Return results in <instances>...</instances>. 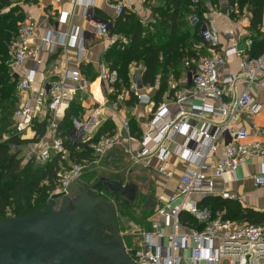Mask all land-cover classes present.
I'll list each match as a JSON object with an SVG mask.
<instances>
[{"label":"built area","instance_id":"1","mask_svg":"<svg viewBox=\"0 0 264 264\" xmlns=\"http://www.w3.org/2000/svg\"><path fill=\"white\" fill-rule=\"evenodd\" d=\"M106 1L114 16L97 21L90 15L93 33L103 38L115 35L122 46H127L129 38L113 34L112 31L116 20L128 10L129 2ZM87 2L88 7L94 5V0ZM139 2L144 5L148 0ZM200 5L207 9L204 19L195 13L190 18V23L199 27L206 45V55L198 63H193L196 68L190 72L191 86L173 97L179 107L176 113L169 110L166 102L153 109L148 129L140 142V150L136 155L131 150L128 151L137 161L156 155L162 164L159 172L166 178L173 175L164 166L173 154L195 166L194 170L187 171L181 177L176 192L164 200L155 218L151 219L149 228L137 234L139 238L136 246L128 250L129 256L133 254L130 257L136 264H264V224L250 226L225 220L221 214L214 215L210 208L202 207L201 201L195 199V196L203 200L214 195L216 179L223 178L227 173L236 174L248 160L264 154L263 142H249L251 135L264 136V129L257 127L254 122L263 106L253 102L250 95L251 87L264 82V52L258 58L250 57L247 52L252 47V40L247 41V52L235 46L222 50L221 36L215 26V18L221 15V9L211 0H192L193 7ZM229 12H234L233 8H229ZM70 16V13L62 12L60 22L66 23ZM39 31L36 22L24 21L19 25L18 35L10 46L8 65L12 71L29 61L33 66L18 80L17 93L20 98L25 99L14 111L10 133L3 136L2 142L13 136L24 139L25 133L33 129L34 119L43 111L51 114L50 128L57 131V113L74 99L77 92L87 93L91 85L79 67L69 70L57 63L53 66L50 82H44L36 96H28L44 65L42 54L47 46L50 47V53L56 47L76 48L80 57L86 48L87 37L79 27L67 33L50 30L41 34ZM225 34L233 35L234 31L229 29ZM234 57L239 61V74L220 78V67ZM139 68L141 72L144 71L142 65ZM13 75L15 77L14 71ZM117 80V71L110 69L108 65L100 68L98 82L105 96L114 92ZM239 84L244 85L241 91ZM145 90L143 81L134 79L131 85L134 97L139 103H152L154 107L153 99L144 94ZM124 99L125 91L117 97L116 105L123 103ZM209 100H214L216 104ZM241 116L249 122L248 125L244 123L238 126ZM124 126L128 127V121ZM85 128V124L75 121L71 140L79 144L87 142ZM178 136H183L182 144H176ZM224 138L227 143L223 154L216 157L217 163L211 167L206 159L210 154H215L218 141ZM172 144L176 146L174 150L171 149ZM116 145V138L109 134L91 141L89 148L93 158L69 168L61 167L56 189L51 197L66 192L85 172L99 166ZM24 152L28 158L36 157L41 163H47L56 154H62L63 159L68 156L64 140L62 136H58V132L52 145L45 150L29 148ZM254 179L258 186H264V169Z\"/></svg>","mask_w":264,"mask_h":264},{"label":"crops","instance_id":"2","mask_svg":"<svg viewBox=\"0 0 264 264\" xmlns=\"http://www.w3.org/2000/svg\"><path fill=\"white\" fill-rule=\"evenodd\" d=\"M128 2L127 9L133 12H135L134 8H139L141 6L139 0H128ZM216 2L221 9V15L215 18L216 30L221 36V49L224 50L225 48L235 46L239 50L247 52V41L251 40L252 36V33L248 29L252 14L244 10L242 14L238 15L237 6L230 7L229 0H216ZM151 3L152 1L148 0V2L144 4V7L150 9L149 6L152 5ZM87 4V0L19 1L25 19L36 22L41 34L44 31L50 30H55L59 33H67L79 27L83 31L85 37H87L86 48L82 52L81 57L76 48L56 47L54 51L50 53V47L47 46L42 54L44 65L39 70L37 81L33 85L32 90L28 92V96H36L42 84L44 82L47 84L50 82L49 78H52L51 76L53 75V68L50 69V66L52 65L53 67L57 63H61L64 68L69 70H76V68L79 67L89 80L97 76V79L89 86L87 93L77 92L74 99L65 104L57 113L56 122L58 124V129L65 120L67 109L73 103H77L81 108L79 115L74 118V122L78 121L86 125L84 134L87 141L95 138L105 124L110 125L111 133L108 134L116 138L117 145L102 159L99 166L85 172L79 180L86 184H93L100 177H108L113 179L126 178L128 182L134 183L140 195L141 208L134 214L130 225L136 228L142 225L143 228H141L145 230V228L150 226L149 223L151 219L155 218L156 212L164 200H167L176 192L181 177L187 171L194 170L195 166L182 160L176 154H173L169 158L168 163L164 165L172 171L173 175L171 178H166L159 172V167L162 164L156 155L146 156L140 161H137L135 156H131L128 153V151L131 150L133 154L136 155L140 150V142L144 132L148 129V122L154 107L152 103H139L137 98H134V103L129 104L131 97L126 92L123 103L116 105L117 97L125 91L124 89L119 94H117L116 91L109 96L103 94L98 82L100 68L108 65L105 61L106 53L114 44L117 42L119 43V41L115 35L110 38H103L95 35L90 23V15H93L94 20L102 21L113 18L114 12L106 0H94V5L92 7H88ZM229 8H233L234 12H229ZM223 10H226V13H224ZM62 12L71 14L66 23L60 22ZM232 14L234 16H232ZM195 28L197 27L192 26L190 23V30L192 33L195 31ZM229 29L234 31L233 35L225 34ZM261 31L264 33V24L261 27ZM199 37L200 49H202L206 55V45L201 35ZM32 66L33 63L29 61L21 68H15L13 70L15 78L19 80L24 77L26 70H30ZM134 71H138V73H133ZM143 72V70L142 72L140 71L139 67H130L131 85L136 78L142 80ZM239 72L240 66L238 59L235 57L229 58L227 63L220 67L219 77L224 78L239 74ZM189 75L190 73L187 72L185 80L183 78L182 84H178V89L173 88L176 87L177 84L173 85L167 88V91L162 97L161 103L166 102L172 113H176L179 109L178 105L173 101V97L191 86ZM145 86L146 90L144 94L154 99L157 95L159 82L157 87ZM238 87L240 91L244 89L243 84H239ZM250 95L253 102L263 106L261 112L255 117L254 122L257 127L264 129V82H260L251 87ZM18 97L19 103L25 99L24 97L20 98L19 95ZM209 101L210 103L216 104L214 100ZM48 118L51 121V114L43 111L34 120L43 122ZM126 121H128V127L124 126ZM244 123L248 125L249 122L241 116L238 126H242ZM200 127H202V123ZM58 129L57 131L52 130L49 126L47 134L39 143L26 146L23 150L29 148L35 149L36 151L45 150V145H52L57 132L58 136L60 135L62 138L65 137V134L62 135L63 130L59 132ZM35 135V131L30 129L25 133L24 139H33ZM183 141V136H178L176 144H182ZM253 141L264 143V136L251 135L249 142ZM226 143V138L218 141L217 151L215 154H210L206 159L209 166L214 167L216 165V157L223 154ZM175 147L174 144L171 145L172 150H174ZM131 158L134 163L131 161ZM64 160L68 167L74 165L68 156H66ZM263 169L264 154L258 158L248 160L246 164L239 168L236 174L227 173L223 178L216 179V193L212 196L231 198L239 201L243 207L252 208L258 212L264 213V186H258L254 179ZM195 199L202 201L199 196H195ZM149 200H151V203Z\"/></svg>","mask_w":264,"mask_h":264},{"label":"trees","instance_id":"3","mask_svg":"<svg viewBox=\"0 0 264 264\" xmlns=\"http://www.w3.org/2000/svg\"><path fill=\"white\" fill-rule=\"evenodd\" d=\"M16 1L19 0H0V131L6 130V134L10 133L13 114L19 103L16 89L18 79L14 77L8 65L10 45L18 35L19 25L26 20L20 6L14 5ZM151 1L154 2L151 7L155 19L153 33L144 35V28L137 15L125 10L123 16L116 20L112 33L126 36L130 43L127 46H122L118 42L114 44L106 53L105 61L110 69L118 72L114 91L119 94L124 89L131 97L129 104L134 103L136 98L131 91L130 65L133 62H141L144 66L143 83L157 87L159 82L157 95L153 99L155 110L167 91V72L170 67L174 65L178 69L185 58H197L198 61L194 63L201 59L195 53L185 57L182 51L186 47V37L190 34L189 31V34L185 32L181 35L179 32L180 19L186 13L183 9L193 14L198 13L202 20L207 9L203 5L193 7L192 0ZM229 6H237L240 13L247 10L252 14L248 29L252 33L253 44L248 55L252 58L260 57L264 52V33L261 31L264 24V0H229ZM199 34L200 29L197 27L192 35L199 37ZM204 55L202 52V57ZM195 68L196 65L193 64L188 72ZM96 79L97 76L90 82ZM80 111L77 103L71 104L66 111L63 124L58 129L59 132L63 130L62 135L65 134L64 145L69 159L74 164L92 159L93 153L89 143L111 133L110 125L105 124L92 140L82 144L72 141L69 137L74 128V118ZM49 126V118L43 122L34 120L33 130L36 135L33 139L13 136L2 142L4 134L0 133V221L9 217L27 218L44 209L51 198V193L56 189L61 167L69 168L62 154L53 155L47 163L39 162L36 157H30L27 161L20 157L21 153H24V147L39 143L45 137ZM3 182L5 184H2ZM200 205L210 208L214 215L221 214L225 220L237 224L250 226L264 224V213L243 207L239 201L231 198L211 196L203 199Z\"/></svg>","mask_w":264,"mask_h":264},{"label":"water","instance_id":"4","mask_svg":"<svg viewBox=\"0 0 264 264\" xmlns=\"http://www.w3.org/2000/svg\"><path fill=\"white\" fill-rule=\"evenodd\" d=\"M103 188L131 201L139 193L134 183L73 182L30 217L0 221V264H136L120 233L119 210Z\"/></svg>","mask_w":264,"mask_h":264},{"label":"rangeland","instance_id":"5","mask_svg":"<svg viewBox=\"0 0 264 264\" xmlns=\"http://www.w3.org/2000/svg\"><path fill=\"white\" fill-rule=\"evenodd\" d=\"M19 1L14 2V5L20 6L19 5ZM22 2H26V0H22ZM212 2L215 3V4H218L215 0H213ZM151 4H154V2H152ZM152 6L153 5L149 6L150 7V9H149L147 7H144V5H141L139 8H134L135 12L129 10L130 12H133V13H135L137 15L141 26L144 28V35L153 33L152 31H153V25L155 23V19L153 17L152 12H151V7ZM183 11L186 12V13H184L182 15L181 19H180L181 24H180L179 32H180V35H181V33H185V32L188 33V31L190 32V34L188 33L189 36L186 37V42H185V46L186 47L182 51L184 52V56L185 57H188V55H191L192 53H195V54H197V57H199V59H200V58H202V52H203L202 49H200V43H199L200 37H198V35H197V37H198L197 38L196 36L192 35V31L190 30V18L192 17L193 12L190 13V11L186 10L185 8L183 9ZM237 14L239 15V14H242V13L237 12ZM199 36H200V34H199ZM197 61H198L197 58H193V59L192 58H185L183 60V62L179 65L180 67L178 69H176L175 66L172 65L170 67L169 71L167 72L168 74L166 73L167 74V88L172 87L173 85L177 84V86L173 87V88L178 89L179 88L178 84L179 85L182 84V80H183V78L185 80L186 74H187L189 68H191L193 63L197 62ZM140 65H141V62H133V63H131L130 67L138 68V67H140ZM52 68L53 67L51 65L50 69H52ZM135 72L136 71H134L133 73H135ZM48 73H49V70H48ZM136 73H138V71ZM163 75H164V73H163ZM0 133H3L4 135H6V130L0 131ZM45 146H46V148H48V144L45 145ZM20 157H24L25 161L28 160V156H26L25 152L23 154L21 153ZM132 160L133 159L131 158V161ZM2 184H5V183L3 182ZM141 227H142V225L139 228L132 227V229L128 230L129 232L126 235L127 237H125V240H126L127 246L129 248H132V247L136 246V243H137L138 238H139L137 236V234H140L143 231V229H142L143 227L142 228ZM128 247H127V250H129ZM132 255L133 254H130V256H132Z\"/></svg>","mask_w":264,"mask_h":264},{"label":"flooded vegetation","instance_id":"6","mask_svg":"<svg viewBox=\"0 0 264 264\" xmlns=\"http://www.w3.org/2000/svg\"><path fill=\"white\" fill-rule=\"evenodd\" d=\"M122 183V184H128L131 182H128L126 178H108V177H100L96 180L93 184H88L89 186H93L94 184H101L102 187L108 183ZM101 194L105 196L106 198L112 200L116 207L119 210L120 215V233L123 237V240L127 246V242L125 240V237H127V233L129 232V229H132V225H130L134 214L137 213L138 210L141 208L140 204V195L138 193V196L136 197L135 201H131L130 199L126 197H122L121 195L112 194L106 190L101 191ZM135 197V196H134ZM117 198L121 200V202L117 201Z\"/></svg>","mask_w":264,"mask_h":264}]
</instances>
